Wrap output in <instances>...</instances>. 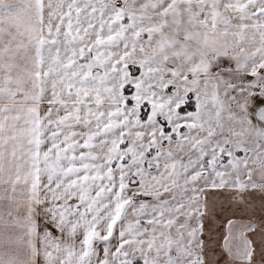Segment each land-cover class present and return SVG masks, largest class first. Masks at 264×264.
I'll return each mask as SVG.
<instances>
[{
    "label": "snow or ice",
    "instance_id": "obj_1",
    "mask_svg": "<svg viewBox=\"0 0 264 264\" xmlns=\"http://www.w3.org/2000/svg\"><path fill=\"white\" fill-rule=\"evenodd\" d=\"M0 264H264V0H0Z\"/></svg>",
    "mask_w": 264,
    "mask_h": 264
}]
</instances>
